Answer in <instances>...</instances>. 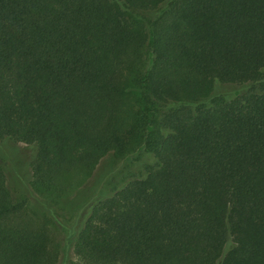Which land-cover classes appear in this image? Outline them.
<instances>
[{"label": "trees", "instance_id": "obj_1", "mask_svg": "<svg viewBox=\"0 0 264 264\" xmlns=\"http://www.w3.org/2000/svg\"><path fill=\"white\" fill-rule=\"evenodd\" d=\"M5 138L35 147L45 202L109 153L152 155L87 208L68 264H264V0H0ZM57 256L0 169V264Z\"/></svg>", "mask_w": 264, "mask_h": 264}, {"label": "rangeland", "instance_id": "obj_2", "mask_svg": "<svg viewBox=\"0 0 264 264\" xmlns=\"http://www.w3.org/2000/svg\"><path fill=\"white\" fill-rule=\"evenodd\" d=\"M251 88L252 84H224L215 92L235 96ZM254 89L258 87L254 86ZM34 155L35 147L32 145L0 139V169L6 186L14 198L25 201L35 219L48 223L58 253L55 264H68L77 259L73 252L74 239L87 208L94 201L142 176L146 166L153 162L152 155L144 148L123 158L109 153L89 173L81 169L72 170L67 177L65 193L53 202H45L30 186V163Z\"/></svg>", "mask_w": 264, "mask_h": 264}]
</instances>
